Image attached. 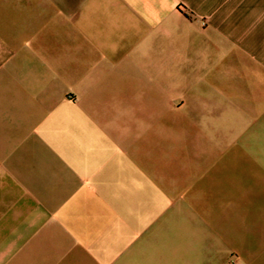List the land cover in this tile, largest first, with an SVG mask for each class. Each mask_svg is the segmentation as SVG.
I'll list each match as a JSON object with an SVG mask.
<instances>
[{
    "label": "crops",
    "instance_id": "crops-1",
    "mask_svg": "<svg viewBox=\"0 0 264 264\" xmlns=\"http://www.w3.org/2000/svg\"><path fill=\"white\" fill-rule=\"evenodd\" d=\"M154 91L211 127L188 207L132 158ZM0 264H264V0H0Z\"/></svg>",
    "mask_w": 264,
    "mask_h": 264
},
{
    "label": "rangeland",
    "instance_id": "rangeland-1",
    "mask_svg": "<svg viewBox=\"0 0 264 264\" xmlns=\"http://www.w3.org/2000/svg\"><path fill=\"white\" fill-rule=\"evenodd\" d=\"M205 78V82L197 87V93L202 96L211 95V76L208 75ZM157 96L158 91H154L152 99L148 102L134 103V116L131 118V134L134 143L132 158L136 161L142 157L146 159L148 166L146 175L152 180L150 188L153 193L157 192L156 186L160 187L157 185L158 182L163 183L169 192L174 190L172 185L175 184L179 186L177 190L181 188L184 195L175 199V204L179 201L184 207H188L187 205L191 203L187 202V198L192 194L193 187L199 189L201 193L211 194V168L208 173H205L203 169L202 174L201 168H198L199 164H201L199 166L205 165L207 150H211V143H208L211 142V127L206 123L203 125L204 119L198 116L193 118L196 119L193 122L196 124L194 128L196 129L197 125L199 128L197 131L193 129L190 126L192 123L190 124L188 110L184 111V116L179 113L178 118L168 116L166 119L164 110L161 108L163 102L161 103ZM166 128L167 138H165ZM160 138H164L162 145L159 143ZM131 173L129 181L136 182V188L141 190L139 187L141 181L138 178V173L141 172L132 170ZM169 200L172 202L171 199ZM212 221L211 219V252L216 247L223 248L228 244L226 234L218 226H213Z\"/></svg>",
    "mask_w": 264,
    "mask_h": 264
}]
</instances>
